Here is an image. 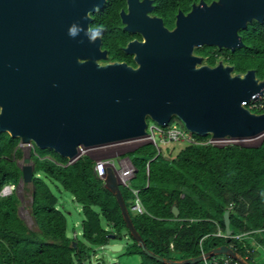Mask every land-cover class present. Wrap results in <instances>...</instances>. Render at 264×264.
Listing matches in <instances>:
<instances>
[{"label": "water", "instance_id": "water-1", "mask_svg": "<svg viewBox=\"0 0 264 264\" xmlns=\"http://www.w3.org/2000/svg\"><path fill=\"white\" fill-rule=\"evenodd\" d=\"M100 0H0V132L52 149L69 162L80 150L147 136L148 117L166 126L172 116L196 135L213 139H246L264 133V112L242 105L264 89L254 69L233 73L232 65L201 64L196 45L234 50L243 45L237 30L252 18L262 20L264 0H218L177 14L173 30L151 38L132 68L125 63L99 64V38L85 36V11ZM202 3V2H201ZM84 31L72 37L71 25ZM21 181L33 177L30 158L23 159ZM104 187L116 198L128 233L143 252L162 263L196 264L228 254L248 264L228 245L196 257L174 260L150 251L135 230L110 167ZM178 216L175 205L171 207ZM229 209L223 214L227 235ZM125 237L127 233L124 234ZM115 238L113 234L108 236ZM122 244L100 249L120 251Z\"/></svg>", "mask_w": 264, "mask_h": 264}, {"label": "trees", "instance_id": "trees-1", "mask_svg": "<svg viewBox=\"0 0 264 264\" xmlns=\"http://www.w3.org/2000/svg\"><path fill=\"white\" fill-rule=\"evenodd\" d=\"M247 42L249 54L255 58L264 54V38L257 28ZM209 61L215 63L212 57ZM245 71L234 65L233 73ZM175 123L181 122L175 117ZM209 137L196 135L194 142L185 141L176 152L171 149L164 152L152 142L138 146L134 151L146 182L134 188L139 190L146 213H131L134 196L129 188L119 184L122 197L135 230L155 254L181 260L224 244L248 264H254L259 250H253V246H264V139L257 146L212 145L207 143ZM18 140L0 132V190L21 179V169L12 159L21 154L16 149ZM34 150L37 155L32 156L30 212L37 229L30 230L19 217V199L14 193L0 196V264L93 262L96 250L107 244L110 233L101 225L100 216L115 229V237L122 230L128 234L115 196L95 175L94 162L88 155L69 162L51 149L34 146ZM47 155L54 160L46 158ZM131 162L135 166L138 161ZM45 178L60 184L81 204L83 241L66 235L64 213ZM173 205L178 209L177 217L171 211ZM227 209L230 235L248 234L243 239L216 235L225 233L223 214ZM127 253L141 255L139 264H162L147 256L134 239ZM172 253L179 254L178 259ZM94 264L103 262L97 260Z\"/></svg>", "mask_w": 264, "mask_h": 264}, {"label": "rangeland", "instance_id": "rangeland-1", "mask_svg": "<svg viewBox=\"0 0 264 264\" xmlns=\"http://www.w3.org/2000/svg\"><path fill=\"white\" fill-rule=\"evenodd\" d=\"M249 34V33H248ZM203 54H211L214 52H220L221 49L217 46L212 45H206L201 48ZM248 48H245L243 46L237 47L235 50H230L229 54L231 53L234 59L232 61L229 60V62H232V65H236L240 67L243 71L248 69H254L256 73V77L259 80H264V54H260L259 58H255L251 54H249L246 50ZM228 62V61H227ZM227 62H224V65L227 64ZM244 73V72H243ZM241 73V74H243ZM146 121L148 123V126H151L152 124H156L154 121L146 118ZM181 122V121H180ZM174 124H176L181 130L185 131L190 137L193 139L196 138V134L188 131L182 122L180 124L175 123V116H172L170 119L168 125L161 126L163 129H167L172 127ZM160 126V125H158ZM5 133V132H1ZM149 135V136H148ZM148 135L141 139H130L125 141H120L117 143H111L107 145H100L96 147L91 148H83L80 150V155H88L94 162L102 159L107 160L108 162L112 163L116 170L120 169V164H122L123 160H137L138 162L135 164L136 172L135 176L132 177L129 181V187H140L145 184L144 179V171L141 167L139 156L136 154V149L138 146L144 143H148L152 141L149 137L152 136V133L148 130ZM206 136H210V134H207ZM264 139V133L262 135L253 137V138H246V139H232L227 138L224 142H214L211 137L208 138V142H211L212 145H223L228 143H234L239 145H247V146H257L260 144V142ZM155 141L158 144L160 150L166 151L167 149H171L174 152L178 151L182 146L185 145V141H165L164 143L160 141V138L158 135H155ZM16 149H19L21 154L19 156L12 157L13 161L21 168V166L24 164L23 159L25 157L30 158V163L33 164L32 156L37 155L34 150L33 143L31 144H22L21 140H18V143L16 145ZM49 149V148H47ZM44 150V149H42ZM52 150V149H51ZM46 158L54 160L50 155H47ZM46 182V185L50 188V190L56 195L58 198V205L62 209L65 219H66V235L68 237H76L83 241L81 237L82 232V221H83V213H82V206L78 202H76L71 193L64 190L60 184L53 182L49 180L48 178L44 179ZM18 199V215L23 220V222L27 225V227L30 230H36V223L31 215L30 212V205L32 201V195H33V185L31 182L29 183H23L21 180L14 184V189L12 191ZM95 211H99L96 207L94 208ZM131 213H137L133 210H131ZM138 214V213H137ZM100 223L103 227H105L107 230L110 231L109 234H107V238L110 234H114V228L110 226L108 222H106L101 216H100ZM118 235L115 238H109L108 242L109 244H122V248L120 251H108L103 249L96 250V253L93 256V262L90 260H85V264H94L97 260H101L103 264H139L141 262V255L139 254H128L127 253V247L133 243V238L128 233L125 237V230H122L121 232H116ZM248 234H245L246 237ZM88 245V244H87ZM89 247H93L90 246ZM257 245H254L253 248H256ZM96 249V247L94 248ZM92 252V251H91ZM90 252V255H91ZM171 256L173 258L179 257V254L172 253ZM160 262V261H159ZM162 263V262H161ZM164 264V263H162ZM257 264H264V261H260L257 259Z\"/></svg>", "mask_w": 264, "mask_h": 264}, {"label": "flooded vegetation", "instance_id": "flooded-vegetation-1", "mask_svg": "<svg viewBox=\"0 0 264 264\" xmlns=\"http://www.w3.org/2000/svg\"><path fill=\"white\" fill-rule=\"evenodd\" d=\"M218 0H100V4L92 3V8L85 11L88 17L86 31L90 27L101 30L98 49L104 56L99 57V64L125 63L127 66L136 68L139 64L136 60L138 54L143 51L151 38L164 36V27L173 30L176 26L177 14L182 12L187 15L194 6L210 5ZM202 2V3H201ZM257 28L264 38V15L262 20L252 18L246 22V27L237 30L243 47L247 48V39L250 33ZM249 33V34H248ZM210 45H196L192 55L201 58V64L214 66L217 62H227L232 65L234 57L229 54L230 49L219 48L220 52L203 54L202 47ZM214 46V45H212ZM236 49V48H235ZM234 49V50H235ZM215 60L211 64L209 58ZM235 60V59H234ZM234 67V65H232ZM234 71V70H233Z\"/></svg>", "mask_w": 264, "mask_h": 264}, {"label": "built area", "instance_id": "built-area-1", "mask_svg": "<svg viewBox=\"0 0 264 264\" xmlns=\"http://www.w3.org/2000/svg\"><path fill=\"white\" fill-rule=\"evenodd\" d=\"M243 106L248 108L253 113H262L264 112V89L259 94L253 95L248 100H245L242 103ZM168 125V124H167ZM147 135L148 130L150 133H152V136L149 137L154 145H157L155 141V135H158L161 142L165 141H187V142H194V139L190 137L185 131L181 130L177 125H173L170 128H167L166 130L163 129L161 126L152 124L151 126L147 125ZM149 136V135H148ZM227 138L224 139H213L214 142H221L225 141ZM207 143H211L208 142ZM107 167H110L117 179L118 184H121L131 190V192L134 195V202L131 206V210L137 212L138 214H142L145 212L144 207L141 204L140 198L138 197V190L132 189L129 187L128 181L131 179V177L134 176L136 172V168L133 165V163L128 160H123L122 164H120V169L116 170L114 165L107 160H98L95 162L94 165V173L95 175L100 178L104 179L106 172L105 169ZM14 189V184H7L0 190V196H8L12 193ZM231 206V204H229ZM246 233H239L236 235H226L224 233H216V235H222L224 237H234L235 239H242ZM170 248H172V243H170ZM261 250L262 252V258L264 261V246L257 245L256 248H253V250ZM202 252L201 254H203ZM254 261V260H253ZM202 264H239L236 260H234L230 255L228 254H218L213 255L208 258H204L202 261Z\"/></svg>", "mask_w": 264, "mask_h": 264}, {"label": "clouds", "instance_id": "clouds-1", "mask_svg": "<svg viewBox=\"0 0 264 264\" xmlns=\"http://www.w3.org/2000/svg\"><path fill=\"white\" fill-rule=\"evenodd\" d=\"M81 31H84L79 25L73 24L68 29V34L72 37L77 36ZM85 36L88 37L90 42H95L101 35V30L97 27H90L85 31Z\"/></svg>", "mask_w": 264, "mask_h": 264}, {"label": "crops", "instance_id": "crops-1", "mask_svg": "<svg viewBox=\"0 0 264 264\" xmlns=\"http://www.w3.org/2000/svg\"><path fill=\"white\" fill-rule=\"evenodd\" d=\"M131 161V160H130ZM148 169V168H147ZM134 176H135V174H134ZM133 176V177H134ZM132 178V177H131ZM132 189H137V188H132ZM138 190V189H137ZM138 192H139V190H138ZM133 194V193H132ZM134 196V195H133ZM1 197H5V196H1ZM138 197H139V193H138ZM141 201V200H140ZM133 202H134V198H133ZM141 204H142V202H141ZM142 206H143V204H142ZM144 207V206H143ZM145 209V208H144ZM144 213H146V209H145V212ZM143 214V213H142ZM224 234H226V232L224 233ZM227 235V234H226ZM245 237V236H244ZM243 237V238H244ZM242 238V239H243ZM209 251V250H208ZM207 252V251H206ZM257 259L259 260V262L260 261H263V258H262V252H261V250H259V253H258V256L257 257H255L254 258V264H257ZM201 262V261H200ZM200 262H198V263H196V264H199Z\"/></svg>", "mask_w": 264, "mask_h": 264}]
</instances>
